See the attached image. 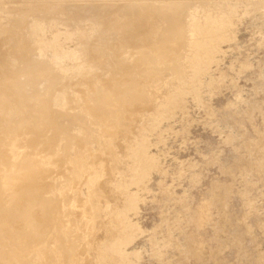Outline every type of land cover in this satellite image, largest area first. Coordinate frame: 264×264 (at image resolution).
I'll return each mask as SVG.
<instances>
[{
    "label": "rangeland",
    "instance_id": "374dc122",
    "mask_svg": "<svg viewBox=\"0 0 264 264\" xmlns=\"http://www.w3.org/2000/svg\"><path fill=\"white\" fill-rule=\"evenodd\" d=\"M175 1L0 0V175L10 179L0 218L19 224L11 233L13 219H0V264H264V0ZM146 14L197 41L179 74L155 37L162 20ZM144 29L157 49L138 41ZM30 63L36 125L12 131L16 76Z\"/></svg>",
    "mask_w": 264,
    "mask_h": 264
},
{
    "label": "bare ground",
    "instance_id": "6f19581e",
    "mask_svg": "<svg viewBox=\"0 0 264 264\" xmlns=\"http://www.w3.org/2000/svg\"><path fill=\"white\" fill-rule=\"evenodd\" d=\"M177 1H178V0H177ZM177 1H175V2H177ZM179 2H181V1H179ZM169 3H170V2H169ZM154 6H155V5H154ZM194 6H195V5H194ZM248 6H249V5H248ZM195 7H196V6H195ZM195 7H193V8H195ZM156 8H157V6H156ZM228 8H230V7H228ZM142 9H144V8H142ZM148 9L151 10V8H148ZM153 9H155V8H153ZM231 9H232V8H231ZM98 10H99V9H98ZM158 10H159V8H158ZM75 11H76V10H75ZM120 11H121V10H119V12H120ZM227 11H228V9H227ZM229 11H230V9H229ZM117 12H118V11H117ZM159 12H160V11H159ZM231 12H232V11H231ZM13 13H15V12H13ZM113 13H116V10H114ZM121 13H122V12H121ZM123 13H125V12L123 11ZM163 13H164V12H163ZM192 13H193V12H192ZM226 13H227V12H226ZM232 13H234V12H232ZM109 14H110V13H109ZM161 14H162V13H161ZM161 14H157V16L155 15L154 17H157V19H158L159 21L162 20V25H163L162 27H165V34H164V35H160V36H155V37H158V40H157V39H155V40H157V41L159 42L160 47H164V48L166 49V52L168 51L167 53H169V54L165 53V55L167 54V58H168V59H169V57H170V56L168 57V55H173L174 58L172 57V59H173L172 62L174 63V65H172L171 68H172V70H173L174 73L179 74V67H180L179 60H181V59L183 58V56L185 55V52H186L185 49H186V50H188V49L192 50V46L195 45V43H196L197 41L194 40V39L189 40V38H185V34H186V33H184V35H183L184 37L181 38V37L179 36V34H181V31H180V29H179L180 27L177 26V24H175V23H173V22H167V23H166L165 21H168V20H164V22H163V17H164L165 15L162 16ZM194 14H195V13H194ZM116 15H117V14H116ZM116 15L114 14V16H116ZM189 15H190V13L188 12V17H189ZM191 15H192V14H191ZM191 15H190V17H191ZM16 16H17V15H16ZM119 16L121 17V15H119ZM119 16H118V17H119ZM146 16H147V18H148V17L151 16V15L148 16V15L146 14ZM231 16H232V15H231ZM135 17H136V16H135ZM152 17H153V16L149 17L148 21L150 20V18H151V19L154 18V17H153V18H152ZM192 17H194V16H192ZM227 17H229V16H227ZM227 17H226V19H227ZM233 17H234V16H233ZM114 18H116V17H113L112 19L114 20ZM122 18L124 19V17H122ZM122 18H121V19H122ZM164 18H165V17H164ZM213 18H214V17H213ZM105 19L108 20V16H107V18H105ZM116 19H117V18H116ZM116 19H115V21H116ZM121 19H120V20H121ZM193 19H195V17H194ZM34 20H35V19H34ZM139 20H140V19H139ZM146 20H147V19H146ZM146 20H144L143 22H146ZM181 20H182V19H181ZM189 20H190V19H189ZM189 20H188V22H190ZM196 20H197V19H196ZM210 20H211V19H210ZM212 20H213V19H212ZM110 21L113 22L111 19H110ZM115 21H114V22H115ZM122 21H123L122 23L126 22L125 20H122ZM148 21H147V23H148ZM153 21H155V20H153ZM153 21L150 20V23H152ZM169 21H170V20H169ZM213 21H214V20H213ZM114 22H113V24H114ZM140 22H142V21H140ZM143 22H142V25H143ZM103 23H104V22H103ZM108 23H110V22H108ZM117 23H118V22H117ZM119 23H120V22H119ZM126 23H127V22H126ZM133 23H134V22H133ZM147 23H146V24H147ZM153 23H156V22H153ZM182 23H183V22H182ZM186 23H187V21H186ZM186 23H185V24H186ZM191 23H192V21H191ZM105 24H106V23H105ZM110 24H111V23H110ZM127 24H128V23H127ZM137 24H138V23H137ZM156 24H157V23H156ZM108 25H109V24H107V26H108ZM119 25H121V24H119ZM128 25H129L128 28H131V27H130L131 25H130V24H128ZM134 25H135V23H134ZM150 25H151V24H150ZM157 25H158V24H157ZM188 25H189V24H188ZM204 25H205V24H204ZM209 25H210V23H209ZM105 26H106V25H105ZM110 26H111V25H110ZM144 26H145V25H144ZM160 26H161V25H160ZM195 26H196V25L193 24V25H189V26H187V27H188V28H192V29H194ZM200 26H201V25H200ZM205 26H206V25H205ZM147 27H149V26L147 25ZM147 27H146V28H147ZM162 27H161V28H162ZM8 28H9V27H8ZM124 28H125V27H124ZM128 28H127V29H128ZM132 28H133V27H132ZM134 28H135V27H134ZM137 28H138V26H137ZM188 28H186V31H187V32H188ZM200 28H201V27H200ZM116 29H117V27H116ZM116 29H114L113 32H115L116 35H117V31H115ZM127 29H125V30H127ZM203 29L206 30V28H203ZM111 30H112V29H111ZM121 30H122V29H121ZM125 30H124V31H125ZM131 30H133V29H131ZM136 30H137V29H136ZM142 30H143V28H142ZM145 30H147V29H144V34H145V35L143 34V36H142L143 39L141 38V36H137V35H136L137 38H138V37L140 38L138 41H140V40L142 41V40H143V41L145 42L146 40H149L150 38H152V37H150V35H151V36L154 35V33H153V34H150L149 36H146V35H148L149 33H147ZM148 30H149V29H148ZM151 30H152V29H151ZM151 30H149L148 32H152V31H153V30H152V31H151ZM156 30H157V29H156ZM198 30H199V29H198ZM2 31H4V30H2ZM10 31H11V30H10ZM10 31H9V32H10ZM119 31H120V30H119ZM124 31H123V33H124ZM128 31H130V30L128 29ZM128 31H127V33L129 34ZM138 31H139V30H138ZM159 31H160V30H159ZM163 31H164V30H162L161 33H162ZM7 32H8V31H7ZM17 32H18V31H17ZM130 32H133V31H130ZM139 32H140V31H139ZM142 32H143V31H142ZM145 32H146L147 34H146ZM10 33H12V32H10ZM121 33H122V31H121ZM125 33H126V32H125ZM127 33H126V34H127ZM137 33H138V32H137ZM137 33H136V34H137ZM200 33H201V32H200ZM203 33H204V32H203ZM203 33H202V35L204 36ZM133 34H134V32H133ZM138 34H139V33H138ZM159 34H160V33H159ZM11 35H12V34H11ZM116 35H115V36H116ZM123 35H124V34H123ZM140 35H142V33H141ZM168 35H169V36H168ZM187 35H188V34H187ZM199 35L201 36V34H199ZM6 36H7V35H6ZM16 36H17V35H16ZM118 36H120V35H118ZM121 36H122V34H121ZM144 36H145L146 38H148V39L145 40ZM3 37H4V36H3ZM132 37H135V36H132ZM132 37L130 36V39H129L130 42L132 41V40H131ZM149 37H150V38H149ZM198 37H199V36H198ZM18 38H19V37H18ZM115 38H116V37H115ZM118 38H119V40H120L119 42L123 41V40H121V37H118ZM124 38H125V37H124ZM127 38H128V37H127ZM7 39H8V38H7ZM16 39H17V37H16ZM22 39H23V38H22ZM122 39H123V38H122ZM132 39H133V38H132ZM135 39H136V38H135ZM152 39H153V38H152ZM186 39H188V40H186ZM13 40H14V39H12V41H13ZM17 40H18V39H17ZM116 40H117V39H116ZM125 40H126V38H125ZM125 40H124V41H125ZM150 40H151V39H150ZM150 40H149V41H150ZM155 40H154V42H156V43L158 44V42L155 41ZM12 41H9V42L11 43ZM22 41H23V40H22ZM117 41H118V40H117ZM117 41H116V43H115V47H116V44H118ZM133 41H134V40H133ZM143 41H142V42H143ZM149 41L146 42L147 44L144 43V42H143V43L141 42V43H142L143 45H148V44H149V46H150V45L153 44V40L150 41L151 44L149 43ZM6 42H7V41H6ZM14 42H16V40L13 41V44H14ZM126 42L128 43V44H127L128 46L126 45V46H127L126 49H128L129 45H131V44H129V43H130L129 41H126ZM198 42H199V40H198ZM16 43H17V42H16ZM45 43H46V42H45ZM121 43H122V42H121ZM121 43H120V44H121ZM123 43H124V42H123ZM13 44H12V45H13ZM52 44H53V43H52ZM52 44H51V45H52ZM196 44H197V43H196ZM118 45H119V44H118ZM118 45H117V46H118ZM133 45H134V44H132V46H133ZM155 45H156V44H155ZM155 45H152V46H155ZM52 46H53V45H52ZM122 46L125 47V43H124V45H122ZM156 46H157V45H156ZM156 46H155V47H156ZM48 47H49V46H48ZM115 47H114V48H115ZM119 47H121V46H119ZM124 47H123V48H124ZM130 47H131V46H130ZM144 47H145V46H143V48H144ZM147 47H148V46H147ZM157 47H158V46H157ZM157 47H156V49H157ZM193 47H194V46H193ZM49 48H50V47H49ZM117 48H118V47H117ZM123 48L121 47L122 51H123ZM153 48H154V47H153ZM16 49H17V48H16ZM51 49H52V48H51ZM54 49H55V48H54ZM115 49H116V48H115ZM124 49H125V48H124ZM129 49H130V48H129ZM131 49H132V48H131ZM136 49H137V47H136ZM136 49H135V50H136ZM149 49H150V48L148 47V52H147V50H143V49H142L141 51H146L147 53H149ZM156 49H155L154 51H156ZM208 49L210 50V48H208ZM112 50H113V49H112ZM116 50H117V49H116ZM151 50H152V47H151V49H150V52H151ZM158 50H159V49H158ZM158 50H157V51H158ZM160 50H161V52H162L163 49H160ZM190 50H188V51L191 52ZM195 50H196V49H195ZM20 51H21V50H20ZM56 51H57V49H56ZM60 51H61V50H60ZM118 51H120L119 48H118ZM124 51H128V50H124ZM124 51H123V52H124ZM133 51H134V50H133ZM137 51L140 52L138 49H137ZM137 51H136V52H137ZM154 51L152 52V55H153V53H155ZM157 51H156V54H157ZM193 51H194V50H193ZM193 51H192V52H193ZM210 51H211V50H210ZM14 52L16 53L15 50H14ZM17 52H18V51H17ZM62 52H63V51H62ZM112 52H113V51H112ZM163 52H164V51H163ZM163 52H162V53H163ZM19 53L21 54L22 51L19 52ZM56 53H57V52H55V56L57 57L59 54L57 55ZM66 53H67V52H66ZM66 53H65V54H66ZM114 53H116L115 50H114ZM118 53H119V52H118ZM159 53H160V52H159ZM162 53H160V54H162ZM13 54H14V53H13ZM61 54H62V53H61ZM65 54H64V55H65ZM69 54H70V52H69ZM120 54H121V52H120ZM122 54H123V53H122ZM141 54L143 55V52H142V53L140 52V55H141ZM156 54H155V55H156ZM160 54H159V55H160ZM187 54H188V53H187ZM187 54H186V55H187ZM123 55H124V54H123ZM123 55H122V56H123ZM142 55H141V56H142ZM157 55H158V54H157ZM12 56H13V55H12ZM59 56H61V55H59ZM120 56H121V55H120ZM122 56H121V57H122ZM144 56H150V55L148 54V55H144ZM153 56H154V55H153ZM153 56H152V57H153ZM162 56H164V55H162ZM192 56H193V54H192ZM192 56H191V57H192ZM24 57H25V56H24ZM67 57H68V55H67ZM152 57H151V58H152ZM165 57H166V56H164V58H165ZM181 57H182V58H181ZM186 57H187V56H186ZM36 58H37V57H36ZM36 58H34V59H36ZM63 58H64V57H62V59H63ZM69 58H70V57H69ZM69 58H68V59H69ZM144 58H145V57H144ZM37 59H38V58H37ZM57 59H58V58H57ZM62 59H61V60H62ZM65 59H66V58H65ZM77 59H78V58H77ZM138 59H139V57H138ZM140 59L142 60V57H140ZM149 59H150V58H149ZM152 59L154 60V58H152ZM184 59H185V58H184ZM38 60H39V59H38ZM40 60H41V59H40ZM66 60H67V59H66ZM174 60H175V61H174ZM189 60H190V59H189ZM191 60H192V59H191ZM191 60H190V61H191ZM195 60H198V59H197V56H196V59H195ZM195 60H192V61L195 62ZM69 61H70V60H69ZM73 61H74V60H73ZM73 61H72V63H73ZM75 61H77V60H75ZM75 61H74V62H75ZM136 61H137V60H136ZM143 61H144V60H143ZM143 61H142V63H143ZM146 61H147V57H146ZM155 61L157 62L156 64H157V66H158V63H159L158 60L155 59ZM162 61H164V60L161 59L159 64H161V65H162V63L164 64V62H162ZM166 61H167V60L165 59V62H166ZM183 61H184V60H183ZM185 61H186V60H185ZM198 61H199V60H198ZM198 61H197V62H198ZM59 62H62V61H59ZM161 62H162V63H161ZM180 62H181V61H180ZM10 63H11V62H10ZM18 63H19V62H18ZM75 63H76V62H75ZM134 63H135V61H134ZM139 63H140V62H139ZM145 63H146V62H145ZM145 63H143L144 66H145ZM151 63H153V62H151ZM154 63H155V62H154ZM182 63H183V62H182ZM186 63H187V62H186ZM190 63H191V62H190ZM140 64H141V63H140ZM156 64H155V66H156ZM188 64H189V62H188ZM198 64H199V63H198ZM198 64H197V65H198ZM138 65H139V64H138ZM153 65H154V64H153ZM168 65H169V63H168ZM176 65H177L178 67H175ZM184 65H185V64H184ZM197 65H196V66H197ZM19 66H20V64H19ZM65 66H66V65H65ZM76 66H77V65H76ZM78 66H79V65H78ZM135 66H136V65H135ZM140 66L143 67L142 65H140ZM190 66H191V65H189V68H190ZM162 67H163V71H164L165 66L162 65ZM11 68H12V67H11ZM16 68H17V67H16ZM75 68H77V67H75ZM137 68H138V67H137ZM158 68H159V70H160V67H158ZM185 68H186V67H185ZM189 68H188V69H189ZM62 69H63V68H62ZM72 69H73V68H72ZM77 69H78V68H77ZM141 69H142V68H141ZM143 69H144V68H143ZM192 69H193V68H192ZM195 69H196V68H195ZM37 70H38L37 66L34 65L33 63H30V64H28L26 67H24V69L19 70L18 73H17V76H16V83H15V84H16V89L18 90V93L16 94V96H17V99L19 100V103L21 104V112H22V113L18 115L17 112H15L16 110H15L14 112H11V113H10V115H11V116H10V117H11L10 120H11V119L14 120V124H13L12 122H10V123H12L13 126H14V127L12 128V131H13V129L18 128V126H21L22 124H25V126H26L28 129H31V126L33 127V125H34V123H35V121H36V120L33 119V117H32V113H33V112H32V107H33V103H35V101H36V99H37V94H39V91L35 94V92H31V91H30L29 89H27V88H28V87H30V88L32 87V85H31L32 83L30 84V79H31L32 76H34V74L36 73ZM74 70H75V69H74ZM159 70H158V71H159ZM193 70H194V69H193ZM72 71H73V70H72ZM160 71H162V69H161ZM188 71H189V70H188ZM191 71H192V70L190 69V72H191ZM194 71H196V70H194ZM194 71H193V72H194ZM158 73H159V72H158ZM6 74H7V73H6ZM8 74H9V73H8ZM195 74H196V73H195ZM0 75H1V74H0ZM191 75H193V74H191ZM177 76H178V75H177ZM63 77H64V76H63ZM93 77H95V76H93ZM97 77H98V76H97ZM95 78H96V77H95ZM33 79H34V78H33ZM86 80H88L87 77H86ZM90 80H91V79H90ZM176 80H177V79H176ZM62 81H64V80H62ZM37 82H38V79H37ZM90 82H91V81H90ZM175 82H177V81H175ZM80 83H81V82H80ZM42 84H43V83H42ZM42 84H41V88H42ZM70 84H71V83H70ZM12 85H13V84H12ZM33 85H34V84H33ZM181 85H182V84H181ZM184 85H185V84H184ZM38 86H39V84H38ZM69 86H70V85H69ZM176 86H177V85H176ZM194 86H195V85H194ZM52 87H53V86H52ZM179 87H180V86H179ZM39 88H40V87H39ZM102 88H103V86H102ZM180 88H181V87H180ZM43 89H44V88H43ZM57 89H58V88H57ZM37 90H38V89H37ZM41 90H42V89H41ZM44 90H45V89H44ZM13 91H14V89H13ZM173 91H174V90H173ZM191 91H192V90H191ZM43 92H44V91H43ZM189 92H190V91H189ZM44 93H45V92H44ZM81 93H82V92H81ZM81 93H78V94H81ZM173 93H174V92H173ZM192 93H193V91H192ZM195 93H196V92H195ZM13 94H14V93H13ZM81 95H82V94H81ZM179 95H180V94H179ZM191 95H192V94H191ZM12 96H13V95H12ZM74 96H75V95H74ZM169 96H170V95H169ZM169 96H167V97H169ZM57 97H58V96H57ZM79 97H80V96L78 95V98H79ZM164 97H165V96H164ZM13 98H14V97H13ZM15 98H16V97H15ZM60 98H61V97H60ZM64 98H65V96H64ZM80 98H81V97H80ZM161 98H163V96H162ZM178 98H179V97H178ZM78 100H79V99H78ZM163 100H164V98H163ZM5 102H6V100H5ZM36 102H37V101H36ZM66 102H67V101H66ZM161 102H162V101H161ZM164 102H165V101H164ZM63 103H65V102H63ZM0 104H1V103H0ZM13 104H15V103H13ZM38 105H39V104H38ZM101 105H102V104H101ZM18 106H19V105H18ZM63 106H64V105H63ZM7 107H8V106H7ZM11 107H12V106H11ZM16 107H17V106H16ZM16 107H15V109H16ZM19 107H20V106H19ZM43 107H44V108H47L48 106H47V107L43 106ZM165 107H166V106H165ZM13 108H14V107H13ZM44 108H43V109H44ZM161 108H162V107H161ZM0 109H1V108H0ZM2 110H3V109H2ZM47 110H48V109H47ZM34 111H35V110H34ZM40 111H43V110H40ZM159 111H160V110H159ZM0 112H1V111H0ZM154 112H155V111H154ZM157 112H158V111H157ZM1 113H2V112H1ZM35 113H36V111H35ZM47 113H48V112H47ZM45 114H46V111H45ZM48 114H49V113H48ZM46 115H47V114H46ZM49 115H50V114H49ZM152 115H153V114H152ZM157 115H158V114H157ZM159 115H160V114H159ZM161 115H162V114H161ZM1 116H3V113H2ZM4 116H5V115H4ZM8 116H9V115H8ZM44 116H45V115H44ZM34 117H35V116H34ZM45 117H46V116H45ZM48 117H49V116H47V118H48ZM7 118H8V117H7ZM152 118H153V117H152ZM39 119H40V118H39ZM150 119H151V118H150ZM12 120H11V121H12ZM40 122H41V120H40ZM40 122H39V123H40ZM156 122H157V121H156ZM0 123H1V122H0ZM2 125H4V124H2ZM35 125H36V123H35ZM57 125H58V124H57ZM4 126L7 127V124L4 125ZM26 127H25V128H26ZM47 127H50V126H47ZM47 127H46V129H47ZM7 128H8V127H7ZM7 128H6V129H7ZM9 128H11V127H9ZM9 128H8V129H9ZM34 128H35V126H34ZM41 128H42V127H41ZM52 128H53V127H52ZM62 128H63V127H61V129H62ZM28 129H26V130L28 131ZM32 129H33V128H32ZM32 129H31V130H32ZM59 129H60V128H57V130H59ZM9 130H10V129H9ZM34 130H36V129H34ZM34 130H33V131H34ZM42 130H44V129H42ZM47 130H48V129H47ZM62 130H63V129H62ZM62 130H59V132H61ZM64 130H65V129H64ZM66 130H67V129H66ZM39 131H40V130H39ZM44 131H45V130H44ZM49 131H50V130H49ZM53 131L56 133L55 130H53ZM53 131H51V132H53ZM31 132H32V131H31ZM35 132H36V131H35ZM37 132H38V131H37ZM41 132H42V131H41ZM70 132H71V131H70ZM70 132H69V130H68V134H69ZM32 133H33V132H32ZM32 133H31V134H32ZM38 133H40V132H38ZM38 133H36V134L38 135ZM55 133H54L53 135H55ZM62 133H63V131H62ZM34 134H35V133H34ZM34 134H32V135H34ZM44 134H45V132H44ZM50 134H51V133H50ZM63 134H64V133H63ZM71 134H72V133H71ZM140 134H141V133H140ZM39 135H40V134H39ZM39 135H38V136H39ZM42 135H43V134H42ZM58 135H59V134H58ZM66 135H67V133H66ZM35 136H36V135H35ZM51 136H52V135H50V138L53 137V136H52V137H51ZM55 136H57V135H55ZM137 136H138V134H137ZM139 136H140V135H139ZM36 137H37V136H36ZM45 137H46V135H45ZM63 137H64V136H63ZM69 137H70V134H69ZM60 138H61V137H60ZM135 138H136V137H135ZM138 138H139V137H138ZM141 138H142V137H141ZM141 138H140V140H141ZM31 139L33 140V137H32ZM31 139L29 138L30 141H32ZM35 139H36V138H35ZM39 139L41 140L42 138H39ZM54 139H55V138H54ZM57 139H58V136H57ZM57 139H55V144H56L57 141H58ZM63 139H65V138H63ZM63 139H60V140H61L62 142L65 141V143H68V144H69V145H67V144H66V145H67V146H70L71 141H67V142H66V140H68V139H65V140H63ZM132 139H133V138H132ZM49 140H50V139H49ZM49 140H47V141L50 142L51 140H50V141H49ZM52 140H53V138H52ZM70 140H71V139H70ZM134 140H135V139H134ZM30 141L26 142V143H28V144H26V147H27V145H28V148H29V146H31L30 144H36V143H34V142L38 141V139H36L33 143H30V144H29ZM44 141H45V138H44ZM53 141H54V140H53ZM53 141H52L51 143H53ZM84 141H85V140H84ZM69 142H70V143H69ZM76 142H77V141H76ZM76 142H75V143H76ZM80 142H81V140H80ZM41 143H42V142H41ZM44 143H45V142H43V145H45ZM65 143H64V142L62 143L63 146L65 145ZM128 143H129V141H128ZM39 144H40V142H39ZM58 144H59V142H58ZM60 144H61V142H60ZM62 144H61V145H62ZM81 144H82V143H81ZM81 144H80V145H81ZM132 144H134V143H132ZM48 145H49V144H47V146H48ZM52 145H54V144H52ZM56 145H57V144H56ZM77 145H78V144H77ZM82 145H83V144H82ZM127 145H128V144H127ZM137 145H138V144H137ZM137 145H135V146H137ZM21 146H22V145H21ZM36 146H37V145H36ZM45 146H46V145H45ZM47 146H46V147H47ZM49 146H50V148H52V147H51V144H50ZM57 146H58V145H57ZM67 146H66V149H67ZM125 146H126V145H125ZM139 146H140V145H139ZM7 147H10V146H7ZM15 147H16V146H15ZM22 147H23V146H22ZM32 147H33V145L31 146V148H32ZM40 147H41V149H42V146H41V145H40ZM46 147H45V150H46ZM60 147H61V146H60ZM74 147H75V146H74ZM137 147H138V146H137ZM31 148H29V149H31ZM47 148H48V147H47ZM53 148H54V146H53ZM57 148L60 149L59 146H58ZM76 148H77V147H76ZM35 149H36V148H35ZM77 149H78V148H77ZM18 150H19V149H18ZM43 150H44V149H43ZM50 150H51V149H50ZM50 150H48V151H50ZM126 150H127V149H126ZM35 151H36V150H35ZM39 151H40V150H39ZM52 151H53V150H52ZM65 151H66V150H65ZM75 151H76V150H75ZM78 151H80V150H78ZM124 151H125V150H124ZM139 151H140V150H139ZM30 152H31V150H30ZM42 152H43V151H42ZM44 152H45V151H44ZM44 154H45V153H44ZM50 154H51V153H50ZM134 154H135V153H134ZM57 155H58V154H57ZM117 155H118V153H117ZM131 155H132V154H131ZM131 155H130V156H131ZM136 155H138V154H135V156H136ZM44 156H45V155H44ZM44 156H43V158H44ZM46 156H47V154H46ZM49 156H50V155H49ZM146 156H147V155H146ZM146 156H144V157H146ZM33 157H34V155H33ZM55 157H56V156H55ZM133 157H134V156H133ZM38 158H39V157H38ZM136 158H137V157H136ZM136 158H133V160L136 159ZM7 159H8V158H7ZM98 159H99V158H98ZM146 159H147V160H146ZM146 159H145V161H143V165H144V166H148V165H149L148 158H146ZM44 160H45V159H44ZM50 160H51V159H50ZM53 160H54V159H53ZM53 160H52V161H53ZM129 160H131V159H129ZM47 161H48V160H47ZM55 161H56V160H55ZM136 161H138V160H136ZM57 162H58V161H57ZM59 162H60V161H59ZM65 162H66V161H65ZM99 163L101 164V162H99ZM15 164H16V163L14 162L13 165L15 166ZM13 165H12V167H13ZM44 165H45V164H44ZM49 165H50V164H49ZM52 165H53V164H52ZM52 165H51V166H52ZM58 165H60V164H58ZM77 165H78V164H77ZM24 166H26V163H24ZM45 166H46V165H45ZM79 166H81V165H78L77 167L79 168ZM99 166H100V165H99ZM108 166H109V165H108ZM140 166H142V165H140ZM140 166H139V167H140ZM151 166H152V165H151ZM9 167L11 168V165H10ZM54 167H56V166H54ZM93 167H94V166H93ZM75 168H76V167H75ZM80 168H81V167H80ZM97 168H98V166H97ZM42 169H43V168H42ZM73 169H74V167H73ZM95 169H96V168H95ZM139 169H140V168H139ZM139 169H138V170H139ZM93 170H94V168H93ZM99 170H100V169H99ZM0 171H1V170H0ZM8 171H10V170H8ZM61 171H62V170H61ZM135 171H136V170H135ZM55 172H56V171H55ZM59 172H60V170H59ZM52 173H53V172H52ZM56 173H57V172H56ZM94 173H95V172H94ZM99 173H101V172H99ZM145 173H146V172H145ZM64 174H65V173H64ZM95 174H97V173H95ZM131 174H133V173H131ZM50 175H52V174H50ZM137 175H138V173H137ZM40 176H41V175H40ZM52 176H53V175H52ZM98 176H99V175H98ZM102 176H103V175H102ZM141 176H143L142 173H140V175H138V177H141ZM41 177H42V176H41ZM64 177H65V176H64ZM91 177H92V176H91ZM93 177H94V176H93ZM95 177H96V176H95ZM95 177H94V178H95ZM99 177H100V176H99ZM134 177H135V176H134ZM138 177H135V178L137 179ZM38 178H39V177H38ZM38 178H37V179H38ZM51 178H52V177H51ZM54 178H55V177H54ZM102 178H103V177H102ZM106 178H107V177H106ZM142 178H143V177H142ZM19 179H20V178H19ZM34 179H35V178H34ZM43 179H44V178H43ZM47 179H48V178H46V180H47ZM55 179H56V178H55ZM58 179H59V178H58ZM87 179H88V178H87ZM99 179H100V178H99ZM126 179H127V178H126ZM129 179H131V178H129ZM9 180H10V179H9L8 176L0 175V195H1V196H5V195L7 194V191H8V186H7V184H8V182H9ZM46 180H45V181H46ZM16 181H17V180H16ZM38 181H39V180H38ZM40 181H41V180H40ZM45 181H44V182H45ZM56 181H57V179H56ZM84 181H85V180H84ZM89 181H90V179H89ZM101 181H102V180H101ZM127 181H128V180H127ZM49 183H50V181H49ZM56 183H57V182H56ZM60 183H62V182H60ZM90 183H91V182H90ZM95 183H96V182H95ZM40 184H42V186H43V183H40ZM46 184H47V183H46ZM54 184H55V183H54ZM58 184H59V183H58ZM85 184H87V183H85ZM98 184H99V182H98ZM135 184L137 185V183H135ZM139 184H140V183H139ZM37 185L41 187V185H39V184H37ZM50 185H51V184H50ZM50 185H49V187H50ZM94 185H95V184H94ZM33 186H34V185H33ZM38 186H35V188H37ZM55 186H56V184H55ZM58 186H59V185H58ZM61 186H62V185H61ZM61 186H60V187H61ZM119 186H120V185H119ZM125 186H126V185H125ZM49 187H48V188H49ZM83 187H84V186H83ZM90 187H91V186H90ZM115 187H116V186H115ZM117 187H118V186H117ZM50 188H51V187H50ZM50 188H49V189H50ZM87 188H88V187H87ZM97 188H98V187H97ZM131 188H132V187H131ZM41 189H42V187H41ZM44 189H45V188H44ZM49 189H48V190H49ZM51 189H52V188H51ZM59 189H60V188H59ZM126 189H127V188H126ZM129 189H130V188H129ZM17 190H18V189H17ZM53 190H54V189H53ZM53 190H52V191H53ZM61 190H62V188H61ZM61 190H60V191H61ZM15 191H16V190H15ZM49 191H50V190H49ZM99 191H100V190H99ZM35 192H36V191H35ZM39 192H40V191H39ZM42 192H43V191H42ZM42 192H41V193H42ZM45 192H46V191H45ZM53 192H54V191H53ZM55 192H56V191H55ZM55 192H54V193H55ZM114 192H115V191H114ZM50 193H51V191H50ZM81 193H82V192H81ZM36 194H37V192H36ZM52 194H53V193H52ZM55 194H56V193H55ZM102 194H103V193H102ZM127 194H128V193H127ZM59 195H60V194H59ZM52 196H53V195H52ZM54 196H55V195H54ZM54 196H53V197H54ZM81 196H82V195H81ZM130 196H131V195H130ZM53 197H52V198H53ZM57 197H58V196H57ZM92 197H93V196H92ZM125 197H126V196H125ZM22 198H23V196L21 195V196H19L18 199H22ZM59 198H60V197H59ZM75 198H76V197H75ZM134 198H135V197H134ZM81 199H82V198H81ZM61 200H62V199H61ZM123 200H124V199H123ZM129 200H130V199H129ZM124 201H125V200H124ZM3 202L5 203L4 200H3ZM4 203H3V205H2V204H1V205H2V206H5ZM56 203H58V202H56ZM121 203H122V202H121ZM125 203H126V202H125ZM11 204L15 207V206L17 205V198H15V199H14V198H11ZM54 204H55V203H54ZM122 204H123V203H122ZM63 206H64V205H63ZM108 206H109V205H108ZM51 207L53 208V207H55V205H53V206H51ZM122 207H123V206H122ZM126 207H127V206H126ZM55 209H57V208H55ZM109 209H110V208H109ZM120 209H121V208H120ZM68 210H69V209H68ZM123 210H124V209H123ZM57 211H58V210H57ZM106 211H107V210H106ZM108 211H109V210H108ZM34 212H35V211H34ZM64 212H65V211H63V213H64ZM32 213H33V212H32ZM65 213H66V212H65ZM116 213H117V211H116ZM3 214H4V215H3V219H1V218H0V219L3 220V223H4L5 225L7 224V227H8V223L11 222V220L13 219V217H11V215L8 214V213H6V212L3 213ZM61 214H62V213H61ZM61 214H58V212H57V214H56V215H58L57 218L59 217V215H60V216L63 215V214H62V215H61ZM67 214H68V213H67ZM120 214H121V213H120ZM122 214H123V213H122ZM122 214H121V215H122ZM56 215H55V216H56ZM106 215H107V214H106ZM110 215H111V214H110ZM39 216H41V215H39ZM31 217H32V216H31ZM117 217L120 218V216H117ZM35 219H36V218H35ZM58 219H59V218H58ZM58 219H57V220H58ZM63 219H64V217H63ZM113 219H114V218H113ZM115 219H116V218H115ZM14 220H15V219H13L12 222H11V223H12V224H11V225H12V228H11V231H10L11 233H14V232L17 230V226L19 225L17 222L15 223ZM57 220H56V221H57ZM110 220H111V219H110ZM116 220H117V219H116ZM51 221H52V220H51ZM51 221H50V222H51ZM56 221H54V222H56ZM76 221H77V220H76ZM114 221H115V220H114ZM62 222H63V221H62ZM107 222H108V221H107ZM58 224H59V223H58ZM59 225H61V224H59ZM3 226H4V225H2V227H3ZM116 226H118V225L116 224ZM0 229H1V228H0ZM52 229H53V227H52ZM54 229H55V227H54ZM114 229H116V228H114ZM27 230H28V229H27ZM86 230H87V229H86ZM51 231H52V230H51ZM62 231H63V230H61V232H62ZM64 231H65V230H64ZM8 232H9V231H8ZM25 232H26V231H25ZM47 232H48V231H47ZM54 232H56V231H54ZM65 232H66V231H65ZM121 232H122V231H121ZM128 232H130V231H128ZM26 233H28V232H26ZM124 233H125V232H124ZM7 234H8V233H7ZM56 234H58V233L56 232ZM63 234H64V232H63ZM111 234H112V233H111ZM129 234H130V233H129ZM9 235H10V234H9ZM9 235H8V236H9ZM47 235H50V234H47ZM51 235H52V234H51ZM64 235H65V234H64ZM66 235H67V232H66ZM121 235H122V234H121ZM127 235H128V234H127ZM57 236H58V235H57ZM104 236H105V235H104ZM107 236H108V235H107ZM109 237H110V236H109ZM120 237H121V236H120ZM123 237H124V234H123ZM44 238H45V237H44ZM47 238H48V237H47ZM51 238H52V237H51ZM69 238H70V236H69ZM45 240H46V239H45ZM52 240H54V242L57 243V241H55V238L52 239ZM110 240H111V239H110ZM116 240H117V239H116ZM119 240H121V239H119ZM125 240H126V239H125ZM12 241H13V240H12ZM18 241H20V240H17V242H18ZM24 241H25V239H24ZM24 241H23V242H24ZM65 241H66V240H65ZM70 241H71V238H70ZM127 241H129V240H127ZM17 242L15 241V243H17ZM23 242H22L20 245H23V244H24ZM54 242H53V243H54ZM124 242H125V241H124ZM19 243H20V242H19ZM25 243H26V242H25ZM113 243H114V242H113ZM120 243H122V242H120ZM125 243H126V242H125ZM51 244H52V243H51ZM57 244H58V243H57ZM57 244H56V245H57ZM111 244H112V243H111ZM111 244H110V245H111ZM123 244H124V243H123ZM4 245H5V244H4ZM16 245H17V244H16ZM20 245H18V246L20 247ZM45 245H46V244H45ZM54 245H55V244H54ZM56 245H55V246H56ZM110 245H109V246H110ZM18 246H17V247H18ZM32 246H34V248H35L37 245L32 244ZM32 246H31V247H32ZM55 246H54V247H55ZM63 246H65V245H63ZM63 246H61V247H63ZM117 246H118V245H117ZM119 246H120V244H119ZM11 247H12V246H11ZM37 247H38V246H37ZM37 247H36V248H37ZM112 247H113V245H112ZM34 248H31V249H34ZM36 248H35V249H36ZM46 249H47V251L50 250L49 247L46 248ZM46 249H45V250H46ZM97 249H98V248H97ZM107 249H108V248H107ZM107 249H106V250H107ZM109 249H110V247H109ZM113 249L118 250V249L116 248V246H115ZM6 250H8V249H6ZM54 250H55V248H53V251H51L52 255H54L53 252L56 251V250H55V251H54ZM106 250H104V251H106ZM116 250H115V251H116ZM29 251H32V250H29ZM59 251H60V250H59ZM120 251H121V250H120ZM17 252H18V251H16V254H17ZM32 252H33V251H32ZM32 252H31V253H32ZM35 252H36V251H35ZM41 252H42V251H41ZM45 252H46V251H45ZM45 252H44V250H43V252H42L43 254L40 253L41 256H42V255L44 256ZM60 252H61V251H60ZM98 252H99V251H98ZM108 252H109V251H108ZM18 253H20V252H18ZM101 253H102V252H101ZM110 253H111V252H110ZM0 254H1V253H0ZM28 254H30V252H29ZM32 254H33V253H32ZM49 254H50V253H49ZM102 254H103V253H102ZM1 255H2V254H1ZM14 255H15V254H14ZM23 255H25V254H23ZM98 255H99V254H98ZM104 255H105V254H104ZM4 256H5V255H4ZM11 256H12V255H10L9 257H11ZM15 256H16V255H15ZM27 256H28V255H27ZM31 256H32V255H31ZM43 256L41 257L42 259H43ZM55 256H56V255H54V257H55ZM57 256H58V253H57ZM57 256L55 257V259L57 258ZM101 256H102V255H101ZM13 257H14V256H13ZM29 257H30V256H29ZM35 257H36V254H35ZM52 257H53V256H52ZM59 257H60V254H59ZM11 258H12V257H11ZM26 258H27V257H26ZM32 258H33V257H32ZM18 259H19V257H18ZM39 259H40V258H39ZM51 259H52V258H51ZM55 259H53L54 262H55ZM104 259H105V258H104ZM13 260H14V258H13ZM26 260H27V259H26ZM32 260H35V259H32ZM32 260H31V261H32ZM101 260H102V259H101ZM17 261H18V260H17ZM19 261H21V260L19 259ZM40 261H42V260H40ZM44 261H45V260H43V263H44ZM57 261H58V260H57ZM25 262H26V261H25ZM29 262H30V260H29ZM57 263H58V262H57ZM60 263H61V262H59V264H60ZM61 264H62V263H61ZM104 264H105V263H104Z\"/></svg>",
    "mask_w": 264,
    "mask_h": 264
}]
</instances>
